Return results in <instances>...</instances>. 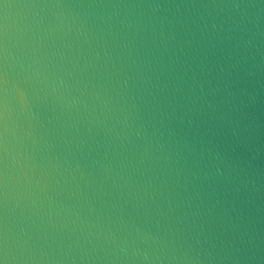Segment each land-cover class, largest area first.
Returning <instances> with one entry per match:
<instances>
[{"label":"water","instance_id":"95a60500","mask_svg":"<svg viewBox=\"0 0 264 264\" xmlns=\"http://www.w3.org/2000/svg\"><path fill=\"white\" fill-rule=\"evenodd\" d=\"M150 2L155 0L0 3L9 79L0 236L6 233L13 255L34 257L18 264H107L99 258L112 255L113 245L104 241L109 228L118 234L131 226L156 230L174 219L167 211L175 191L164 154L152 145L151 158L141 161L147 140L130 133L135 112L121 99L125 74L139 84L131 58L139 62L146 47L126 22L142 27L175 10L117 5ZM255 86L261 99L247 111L264 143V75ZM124 94L140 95L135 89ZM256 167L264 173V159ZM261 209L264 215V197Z\"/></svg>","mask_w":264,"mask_h":264},{"label":"clouds","instance_id":"9594fccd","mask_svg":"<svg viewBox=\"0 0 264 264\" xmlns=\"http://www.w3.org/2000/svg\"><path fill=\"white\" fill-rule=\"evenodd\" d=\"M117 6L175 10L142 27L126 22L146 47L139 62L131 58L139 84L125 74L120 85L121 99L131 101L135 112L129 131L147 140L141 161L151 158L152 145L164 154L175 191L167 211L174 219L156 230L131 226L118 234L109 228L104 241L113 245L112 255L99 259L107 264H264V173L256 167L264 159V143L247 111L261 99L255 84L264 75V0ZM3 69L6 110V60ZM133 89L138 97L125 96L124 90ZM128 120L126 114V128ZM22 259L34 257L13 255L6 233L0 236V264Z\"/></svg>","mask_w":264,"mask_h":264},{"label":"snow or ice","instance_id":"6c2138e0","mask_svg":"<svg viewBox=\"0 0 264 264\" xmlns=\"http://www.w3.org/2000/svg\"><path fill=\"white\" fill-rule=\"evenodd\" d=\"M0 3H3V0H0ZM5 7L7 5H4ZM3 36L2 32H0V157H2V150H3V144H2V127H3V105H2V89H3V79H4V69H3Z\"/></svg>","mask_w":264,"mask_h":264}]
</instances>
